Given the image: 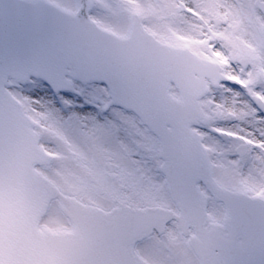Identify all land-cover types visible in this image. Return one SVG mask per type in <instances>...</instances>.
I'll return each instance as SVG.
<instances>
[{"label": "snow or ice", "instance_id": "obj_1", "mask_svg": "<svg viewBox=\"0 0 264 264\" xmlns=\"http://www.w3.org/2000/svg\"><path fill=\"white\" fill-rule=\"evenodd\" d=\"M0 264H264V0H0Z\"/></svg>", "mask_w": 264, "mask_h": 264}]
</instances>
